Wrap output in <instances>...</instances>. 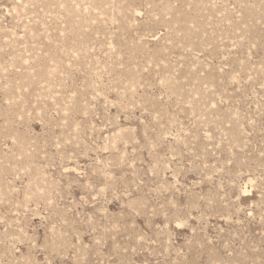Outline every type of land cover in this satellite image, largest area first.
Returning a JSON list of instances; mask_svg holds the SVG:
<instances>
[{
  "label": "rangeland",
  "instance_id": "rangeland-1",
  "mask_svg": "<svg viewBox=\"0 0 264 264\" xmlns=\"http://www.w3.org/2000/svg\"><path fill=\"white\" fill-rule=\"evenodd\" d=\"M0 264H264V0H0Z\"/></svg>",
  "mask_w": 264,
  "mask_h": 264
}]
</instances>
